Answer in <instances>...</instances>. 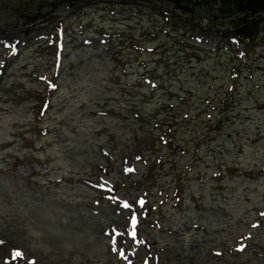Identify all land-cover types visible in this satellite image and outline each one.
<instances>
[{
	"label": "rangeland",
	"instance_id": "1",
	"mask_svg": "<svg viewBox=\"0 0 264 264\" xmlns=\"http://www.w3.org/2000/svg\"><path fill=\"white\" fill-rule=\"evenodd\" d=\"M186 2L0 0V264H264V8Z\"/></svg>",
	"mask_w": 264,
	"mask_h": 264
},
{
	"label": "trees",
	"instance_id": "2",
	"mask_svg": "<svg viewBox=\"0 0 264 264\" xmlns=\"http://www.w3.org/2000/svg\"><path fill=\"white\" fill-rule=\"evenodd\" d=\"M188 0H174V3L178 6H183L187 8ZM220 9L227 8V11L223 15H232L238 12H242L243 8L247 11H243L242 17L234 23L232 29H226V25H223V28H220L214 22L207 23V27L213 29V31L218 33H227V31H232L237 36H240L241 39H251L257 35V25L258 20L256 16H250L251 14L257 12V10L264 8V0H221ZM236 24V25H235ZM217 26V27H216Z\"/></svg>",
	"mask_w": 264,
	"mask_h": 264
},
{
	"label": "snow or ice",
	"instance_id": "3",
	"mask_svg": "<svg viewBox=\"0 0 264 264\" xmlns=\"http://www.w3.org/2000/svg\"><path fill=\"white\" fill-rule=\"evenodd\" d=\"M52 87H55L54 85ZM126 171H132V169H126ZM103 186V185H101ZM139 203L142 205L144 202L143 200L139 201ZM123 208H131L132 206L130 204H128L127 202H124L123 205H122ZM261 215H264V213H262ZM130 220H131V231L128 232V235L132 236L133 238L136 236V224H137V217L135 215V213H132L131 217H130ZM255 227V225H254ZM0 243H3V241H0ZM112 244H113V252H116L119 250V253L121 256H124V250L122 248L118 249L116 244H117V241H116V236L114 235L112 237ZM12 258L13 260H16L18 258L22 259L24 258V253H22L21 251L19 250H14L13 253H12ZM28 264H35V261H28Z\"/></svg>",
	"mask_w": 264,
	"mask_h": 264
},
{
	"label": "bare ground",
	"instance_id": "4",
	"mask_svg": "<svg viewBox=\"0 0 264 264\" xmlns=\"http://www.w3.org/2000/svg\"><path fill=\"white\" fill-rule=\"evenodd\" d=\"M22 259H24V258H22ZM20 262H22V261H20Z\"/></svg>",
	"mask_w": 264,
	"mask_h": 264
}]
</instances>
